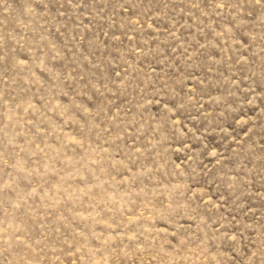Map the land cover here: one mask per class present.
Returning a JSON list of instances; mask_svg holds the SVG:
<instances>
[{"label":"rangeland","instance_id":"374dc122","mask_svg":"<svg viewBox=\"0 0 264 264\" xmlns=\"http://www.w3.org/2000/svg\"><path fill=\"white\" fill-rule=\"evenodd\" d=\"M0 264H264V0H0Z\"/></svg>","mask_w":264,"mask_h":264}]
</instances>
